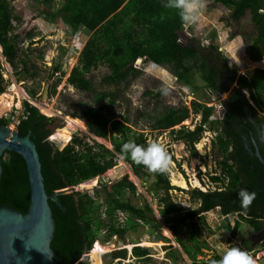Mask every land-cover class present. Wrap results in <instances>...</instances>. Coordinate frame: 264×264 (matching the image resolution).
<instances>
[{
    "label": "trees",
    "instance_id": "trees-1",
    "mask_svg": "<svg viewBox=\"0 0 264 264\" xmlns=\"http://www.w3.org/2000/svg\"><path fill=\"white\" fill-rule=\"evenodd\" d=\"M42 5L41 13L51 23L60 20L72 34L83 30L90 34L79 56L78 65L70 73L67 83L73 88L91 93L88 101H78L70 106L75 107L73 113L66 112V118H79L85 124L88 132L94 138L104 140L111 149L103 148L98 143L87 142V137H74L71 141L72 127L65 122L58 121L55 132L49 130V121L40 110L28 101H23V111L19 117L16 130L22 138L31 135L41 161V173L44 188L49 195L59 191L58 197L63 210L50 201L56 229L51 247L56 252V259L63 264H76L84 254L90 253L94 244L104 235L101 244L105 245L115 236L126 238L128 233H136L140 228L149 227L157 231L164 242L171 239L164 236V227H168L171 234L181 246L184 254L192 264H214L222 258L220 253H214L208 259H199L204 250H210L205 241H201L202 230L194 223L196 217H202L206 226L204 214L215 208H220L224 215L237 213L238 221L231 227V239L238 237L241 224L247 225L251 233H261L264 229V168L254 162V168L244 159L240 138L236 130L229 123L236 121V113L243 114L245 107L257 110L256 120L262 124L261 136L264 140V72L254 68L240 72L228 64L226 53L216 43V35L212 36L208 46H201L197 39L183 45L181 37L185 32V25L175 12L166 11L161 6V0H36ZM212 7L224 6L228 11V18H222L226 26L240 23L247 13L253 29L250 32L233 33L230 38L240 36L246 48V54L253 63L264 61V0H210ZM48 13V14H45ZM163 17V19H162ZM22 16L16 14L15 8L9 0H0V46L3 56L20 74L39 75L38 68L29 55L27 49L20 47L19 35H16V24ZM29 39L31 37L29 36ZM40 59L42 54L40 53ZM64 56L55 60L49 78L61 72L64 76ZM138 60L142 64H154L167 67L171 74L183 86L199 90L197 78L203 83L206 97L209 94L222 96L229 92L234 84L244 88L255 107L250 103L246 94L240 89H233L229 97L222 102L227 110V118L218 120L219 128L212 143V149H218L221 160L217 163L219 173L210 176V181L217 186L215 190L202 192L194 189L191 197L199 201L198 207L186 213L175 202L172 192L187 193L186 190L171 184L170 172L165 175L152 174L142 165H137L131 158L121 155L122 145L134 141L138 145L147 147L148 136L136 129V123L128 115L116 117L107 112L118 99L122 100V86L129 88L132 83L143 74L135 65ZM105 65L108 73L101 79L100 84L110 86L111 89L96 91L93 80L88 77L92 71ZM57 76V75H56ZM33 77V76H31ZM59 77V76H58ZM62 79V78H61ZM60 79V80H61ZM5 78L0 67V95L6 92ZM237 85L236 88H238ZM30 98L38 94L36 88L27 92ZM146 96L157 99L158 104L150 112L139 111V117L146 121L147 127L154 132L166 133L172 143L184 144L191 158L197 159L199 152L197 143L204 138V128L208 127L206 120L215 114V108L210 102L193 100L190 108L187 105H160L161 91L148 90ZM63 97H67L63 95ZM70 100V99H69ZM46 112V111H44ZM51 115V112H46ZM191 114H202L204 121L195 131L184 126ZM71 115L72 117H70ZM11 117H0V127H10ZM220 132V133H219ZM115 135V136H113ZM52 137V138H51ZM50 139L66 146L63 150L55 147ZM48 140V142H46ZM71 143L69 144V142ZM68 145V146H67ZM56 151H61L59 154ZM234 148V153H229ZM216 151V150H215ZM115 155L125 164L131 166L133 174L144 185L151 183L150 195L158 203V210L165 225L158 220L157 211L144 194L133 193L130 196L119 197L120 194L130 193L133 181L129 176L120 181L100 186L105 195V201L98 198L97 190L79 192L75 188L81 184L102 177L116 166ZM171 160L176 163L174 157ZM180 166V164L178 165ZM2 175L0 178V206H9L26 213L29 209L30 180L27 164L22 157L15 153L6 152L2 157ZM201 178V177H200ZM202 179V178H201ZM199 179V180H201ZM202 181V180H201ZM242 188L256 192L257 197L249 209L240 207L238 191ZM129 190V191H128ZM127 191V192H125ZM138 199L142 204L134 203ZM77 201L79 205H77ZM120 210L126 214V219L119 222L109 217L108 222H99L87 207L100 206L103 211L109 209ZM183 227H189L188 237L182 242L180 236ZM128 252L122 249L103 252L109 260L104 264H113L115 260L125 261L135 259L138 262H150L153 249L138 245ZM245 244L246 252L252 248L250 241ZM250 248V249H249ZM100 254V255H101ZM95 257V264H100L99 256ZM174 260L179 257L172 255ZM106 258V259H107ZM90 261L93 262L91 253Z\"/></svg>",
    "mask_w": 264,
    "mask_h": 264
},
{
    "label": "rangeland",
    "instance_id": "rangeland-1",
    "mask_svg": "<svg viewBox=\"0 0 264 264\" xmlns=\"http://www.w3.org/2000/svg\"><path fill=\"white\" fill-rule=\"evenodd\" d=\"M9 1L15 8L16 14L22 16L21 22L16 24V35H19L20 41L22 42L20 47L27 49L28 46H30L31 51L29 52V55L33 58L38 68L39 75H31L33 77H28L25 73L20 75L16 73L7 59L3 56V51L0 46V67L2 68V74L6 82V92L1 95L13 97L12 107L8 111L0 113V117L13 118L12 120L14 121H12L10 128L13 131H16V123L21 115V109L23 108L22 103L24 100H29L27 97L23 100L21 93L23 90L27 93L28 90L36 88L38 90V94L35 98H30V103L37 107L41 114L48 118L49 130L52 134L55 132L56 127H58V121H64L65 128L68 124V126L76 130L79 127L69 121V118H66L67 116L65 113H73L75 111V107L73 105L70 106L72 103L78 101H88L92 95L89 92H83L73 88L67 83V80L70 77L72 70L78 65L79 54L91 35L86 34L82 30V32L77 35L82 38L84 43L81 45L79 43L74 44V38L77 35L74 36L71 30L60 20L51 23L48 19H45L44 13H41L42 5L38 1ZM228 15L229 11L224 6L217 5L212 7L211 1L206 0L205 8L201 12L199 21L195 24L185 26V32L181 37V43L183 45H187L193 39H197L201 43V46L206 47L211 43L212 36L216 35V43L220 46L221 50L226 53L228 57V64L231 68L238 69L242 73L246 70H252L254 68H260L264 72V61L260 63H253L249 60L242 38L240 36L234 39L230 38L233 33L250 32V30L253 29L250 22V14L247 13L240 23H232L231 27L226 26L222 21V18H228ZM29 36L31 39H29ZM40 53L43 56L42 59H40ZM63 53L65 54L64 66L66 67L64 76L60 74L59 77L55 75L53 78H49L51 68L54 65L55 60L61 59V55ZM135 64V66L142 71L143 74L140 75L129 88H123L122 86V90H120L123 95L122 100L118 99L117 104L113 105L107 113L114 114L116 117L128 115L132 121L136 123V129L148 136L149 142L162 144L166 148L170 157H174L176 163L171 160V184L186 190L187 193L173 191L172 196L178 206L183 209L184 213L192 211L199 205V201L196 198L191 197V192L194 189H199L204 192L203 189H200V187L207 191H213L217 188V186L210 181V176L215 173H219L217 163L221 160V158L219 156L218 149H215L216 151L212 149L213 145L211 146V144H208V147L204 145L208 140L213 142L216 137L215 134L219 128L218 120H221L223 115L222 100L228 97L229 92L222 95V97L217 96L216 94H209V97H206L205 90L203 89V83L198 78L196 80V85L199 87V90L195 91L192 88L183 86L179 83L167 67H158L154 64L145 65L139 60ZM108 72L109 71L105 65H101L98 69L92 71V73L88 75V77L93 80L96 91L111 89L110 86L100 84L101 79ZM12 83L17 85L16 92L19 97L16 93L9 92V86H11ZM46 83L50 84L49 98H45L41 101V92ZM234 85L232 88H236ZM165 86H170V94L168 96L163 95L161 97V101L159 102L160 105H187L188 108H190L191 102L193 100H198L200 102H210L209 105H212L215 108V114L211 115L206 120V124L208 121V127L204 128V138L196 145V149L199 152V157L197 159L191 158L190 153L184 144L172 143L168 134L157 131L154 132L151 128L147 127L145 120L137 119V117H139V111L150 112V110L155 108L158 104V100L146 96V92L148 90L158 92ZM63 95L67 97L65 98ZM43 105L44 107H42ZM15 106L18 108L17 110H19L17 114L15 113ZM44 109L46 112H51L52 114L49 115L48 113L42 111ZM69 116L72 117L71 115ZM203 117L204 116H202V114L198 116L191 114L190 119L184 122V126L188 127L190 131L193 132L201 126V123L204 121ZM84 126L85 129L80 128L82 129L81 132L72 133V137H87V142L91 143V145L98 143L102 145L103 148L111 149L110 145L104 140L91 136L85 123ZM50 141L58 149H64L66 147L63 144L53 141L52 139H50ZM46 142H48V140H46ZM53 150L57 154L62 151H56L54 148ZM179 164L180 166H178ZM125 176H129V179L133 181V187L129 189L131 192L128 194H120V191L118 190L119 196L117 198L130 196L133 193L144 194L145 197L153 203V206L157 211L158 220L165 225L164 219L158 210V202L154 201L153 197L150 195L151 183L144 185L143 182L133 174L132 168L128 164H116V166L106 172L103 176L104 179L103 177L99 179L97 182L98 184L94 187L87 186L90 185L93 181L92 180L79 185L75 188V190L81 193L97 190L99 200L104 202L105 195L100 186L121 182V179ZM179 176H182L185 179L187 183L186 188L173 183V178ZM199 179L202 180L200 183L198 182ZM134 203L142 204L138 199H134ZM77 205H79L78 201ZM87 208L99 222H105L104 220H107L106 222H108L110 216L111 219H115L113 216L115 215V210L111 208L110 203L109 209L106 211H103L100 206ZM204 217L207 223L206 226L202 223V217H196L194 223L202 230L201 241L207 242L210 246V250H204V255L200 256L199 259H208L214 253H220L223 256L228 249L233 247H239L241 250L246 251L245 248L250 245L245 244V242L249 240L251 243L250 248H252L251 250H254L252 256L255 259L256 256L260 254L261 259L259 262L260 264H264V256L262 254L264 253V230L261 234L253 235L248 231L249 229L247 228V225L242 223L238 237L231 239L230 225L233 226L234 223L238 221L239 215L237 213L233 212L229 215H224L220 208H215L211 211L205 212ZM188 230L189 227H183V234L180 236L182 242L187 239ZM168 232L171 233L169 228L165 226L163 233L164 236L171 239V242L169 243L164 242L158 235L157 231L149 227L140 228L136 233H128L126 238H123L124 241H126L128 252L131 251V247L137 242H139V246L150 247L153 249V255L150 262L144 263L138 262L135 259H130L131 264H172V261H174L175 264H192L189 258L184 254L179 243L176 241V238L172 234L169 235ZM103 238L104 235H101L99 240L100 244ZM112 243L113 239L105 245H101L106 247L108 250L111 249ZM95 246L90 252L93 260L92 263L90 261V257L87 260L84 259L85 255L89 254L90 256V253H87L84 254L76 264H95V257L100 255L95 251ZM112 253L114 255L115 252ZM103 254L99 256L100 264H104L105 261L109 260V258ZM173 254H176L179 257L177 261L173 259ZM113 264H118L117 260H115ZM119 264H122V261Z\"/></svg>",
    "mask_w": 264,
    "mask_h": 264
},
{
    "label": "water",
    "instance_id": "water-1",
    "mask_svg": "<svg viewBox=\"0 0 264 264\" xmlns=\"http://www.w3.org/2000/svg\"><path fill=\"white\" fill-rule=\"evenodd\" d=\"M142 62V60H139ZM49 83L41 92V101L49 98ZM251 101L249 93L239 85ZM225 110H223L222 118ZM6 152L22 157L27 164L30 180V205L26 213L0 206V264H60L51 242L56 229L50 201L60 209L63 207L58 199L63 193L57 191L49 195L44 188L41 173V161L31 135L22 138L18 131L10 127H0V178L2 175V157ZM257 157L264 167V159L257 152ZM133 248V246L131 247ZM110 252L128 249L123 238L114 237ZM89 254L84 259H89ZM172 264H175L172 261Z\"/></svg>",
    "mask_w": 264,
    "mask_h": 264
},
{
    "label": "clouds",
    "instance_id": "clouds-1",
    "mask_svg": "<svg viewBox=\"0 0 264 264\" xmlns=\"http://www.w3.org/2000/svg\"><path fill=\"white\" fill-rule=\"evenodd\" d=\"M205 4L206 0H161L162 8L166 11L175 12L185 26L199 21ZM77 34H74V36ZM76 43L80 45L84 43L79 35L74 38V44ZM170 90V86H165L161 89V92L164 96H168ZM121 155L123 157L130 156L137 165L144 166L152 174L165 175L171 170V157L166 148L157 142H149L145 147L136 144L134 141H128L122 145ZM256 197V192H250L245 188L238 191V200L242 209H249ZM214 264H256V260L253 259L250 253L241 250L239 247H233L228 249L219 261H214Z\"/></svg>",
    "mask_w": 264,
    "mask_h": 264
},
{
    "label": "flooded vegetation",
    "instance_id": "flooded-vegetation-1",
    "mask_svg": "<svg viewBox=\"0 0 264 264\" xmlns=\"http://www.w3.org/2000/svg\"><path fill=\"white\" fill-rule=\"evenodd\" d=\"M233 89H236V88H231L229 91V94ZM227 98L222 100V102L225 101ZM251 104L255 107L252 101H251ZM222 106H223V110H225V113H224V117L221 118V120L227 118V115H226L227 110L224 104H222ZM258 115L264 116V113H261L260 111H258ZM256 117H257V110L254 111L252 109H249L248 107H245L243 110V114L241 115L240 113H236V121H234L233 123H229V126L233 130H236V132L234 133H236L237 137L240 138V143H241V147L243 150L242 156L244 159L250 162L251 168H254V162H258V165L263 167V165H261L260 160L257 157V152H259L261 157L264 159V140L262 139V136H261L262 124H259L257 122ZM229 153L231 154L234 153V148H231ZM261 176L264 180V174H262ZM261 233H258V234H261ZM252 234L255 235V233H252ZM263 249H264V246H263ZM252 252H254V250H251L249 253L252 254ZM59 262L60 264H63L62 261H59Z\"/></svg>",
    "mask_w": 264,
    "mask_h": 264
},
{
    "label": "bare ground",
    "instance_id": "bare-ground-1",
    "mask_svg": "<svg viewBox=\"0 0 264 264\" xmlns=\"http://www.w3.org/2000/svg\"><path fill=\"white\" fill-rule=\"evenodd\" d=\"M12 103H13V97H11V96H7L6 97L4 95H0V113L5 112V111H8L12 107ZM42 107H44V105ZM42 111H46V110L44 109ZM68 120L71 121L72 123H74L75 126H77L79 128L85 129L84 123L81 120H79V119H73V118H69ZM208 141H210V140H208ZM200 148H201V146H200ZM173 183L176 184V185H178V186H181L183 188H186L187 187V183H186L185 179L182 178V176L173 178ZM96 185H97V180L94 179L90 183V185H87V186L88 187H92V186L94 187ZM169 235H171V233H169ZM106 250H107L106 247L102 246L100 243H97V245L95 246V251L97 252V254H101L103 252H106ZM111 250L112 249H108L107 251H111Z\"/></svg>",
    "mask_w": 264,
    "mask_h": 264
},
{
    "label": "built area",
    "instance_id": "built-area-1",
    "mask_svg": "<svg viewBox=\"0 0 264 264\" xmlns=\"http://www.w3.org/2000/svg\"><path fill=\"white\" fill-rule=\"evenodd\" d=\"M261 12L262 13H264V9H262L261 10ZM61 73L59 72L58 74H56L57 76H59ZM16 90H17V85L16 84H14V83H12L11 84V86H9V92H11V93H16V95L18 96V93L16 92ZM22 99L24 100V99H26V97L27 98H29V100H24V101H28V102H30V97L28 96V94L23 90L22 91ZM19 97V96H18ZM19 99V98H18ZM21 104V103H20ZM15 108H16V110H15V113L17 114L18 113V111L19 110H17L18 108L15 106ZM23 111V108L21 109V112ZM13 119V118H12ZM14 121V120H13ZM18 122H19V119H18V121H17V123H16V126H17V124H18ZM82 131V129H80V128H77L73 133H77V132H81ZM113 136H115V135H113ZM114 162L116 163V164H121V163H124V161H122V159L119 157V156H117V155H115V158H114ZM104 176V175H103ZM102 176V177H103ZM99 179H100V177H97V182L99 181ZM103 179H104V177H103ZM198 182L200 183L201 182V180H198ZM98 184V183H97ZM201 185V184H200ZM200 189H203V191L204 192H207V190H204V188H202V187H200ZM81 207V206H80ZM115 215H113L114 217H115V219H117V221H119V222H122V221H124V219H126V214H124L122 211H120V210H115V213H114ZM104 219H105V217H104ZM103 219V220H104ZM104 221H107V220H104ZM97 244V243H96ZM95 244V245H96ZM254 252H252V254H253ZM251 254V255H252ZM263 254V256H264V253H262ZM253 257V256H252ZM253 259H254V257H253ZM256 264H260V259H261V255L260 254H258L257 256H256ZM120 261H118L117 260V263H119ZM124 263H127V264H131V261H130V259L129 260H125V261H122V264H124Z\"/></svg>",
    "mask_w": 264,
    "mask_h": 264
},
{
    "label": "crops",
    "instance_id": "crops-1",
    "mask_svg": "<svg viewBox=\"0 0 264 264\" xmlns=\"http://www.w3.org/2000/svg\"><path fill=\"white\" fill-rule=\"evenodd\" d=\"M212 143L213 142H211V141H207L206 143H205V145L204 146H207L208 147V144L210 145L211 144V146H212ZM183 178V177H182ZM134 246V245H133ZM181 247V246H180ZM167 249H169V248H167Z\"/></svg>",
    "mask_w": 264,
    "mask_h": 264
}]
</instances>
